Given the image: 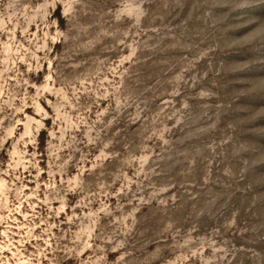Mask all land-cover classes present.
<instances>
[{
  "label": "rangeland",
  "instance_id": "rangeland-1",
  "mask_svg": "<svg viewBox=\"0 0 264 264\" xmlns=\"http://www.w3.org/2000/svg\"><path fill=\"white\" fill-rule=\"evenodd\" d=\"M0 264H264V0H0Z\"/></svg>",
  "mask_w": 264,
  "mask_h": 264
}]
</instances>
